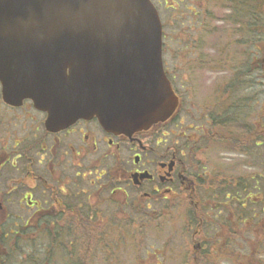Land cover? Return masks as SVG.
I'll return each instance as SVG.
<instances>
[{
    "label": "flooded vegetation",
    "instance_id": "obj_1",
    "mask_svg": "<svg viewBox=\"0 0 264 264\" xmlns=\"http://www.w3.org/2000/svg\"><path fill=\"white\" fill-rule=\"evenodd\" d=\"M150 1L157 9L159 3ZM181 2L169 9L177 13L175 6ZM242 46L238 52L242 60L232 77L251 82L255 42ZM185 54L169 62L163 58L178 100L175 113L166 123L130 137L106 131L96 118L51 131L45 127V113L29 101L19 107L3 103L0 89V170L9 164L12 174L9 196L0 205H19L6 222L15 257L3 264H193L194 250L203 253L209 248V244L193 245L203 230V219L190 217L191 210L198 212L202 205L199 198L205 183L198 155L215 129L254 119L255 105L252 98L247 113L241 100L232 98L241 85L233 82V92L226 94L221 80L204 100L201 113L187 110V114L188 102L180 90L195 96L199 82L204 88L211 86L206 81L215 70L207 65L214 63L218 75L224 66L221 54L204 59ZM245 62L249 73H240ZM236 86L239 89L234 91ZM18 192L17 199L10 196ZM178 209L189 215L177 216ZM255 219L223 220L216 245L234 255L232 264L241 263L245 251L241 242L244 247L255 245L251 242L256 237ZM194 221L200 223L195 232Z\"/></svg>",
    "mask_w": 264,
    "mask_h": 264
},
{
    "label": "water",
    "instance_id": "obj_2",
    "mask_svg": "<svg viewBox=\"0 0 264 264\" xmlns=\"http://www.w3.org/2000/svg\"><path fill=\"white\" fill-rule=\"evenodd\" d=\"M0 84L5 104L30 100L51 131L96 118L130 137L178 102L150 0H0Z\"/></svg>",
    "mask_w": 264,
    "mask_h": 264
},
{
    "label": "rangeland",
    "instance_id": "obj_3",
    "mask_svg": "<svg viewBox=\"0 0 264 264\" xmlns=\"http://www.w3.org/2000/svg\"><path fill=\"white\" fill-rule=\"evenodd\" d=\"M177 1L178 0H167L165 3L163 0H154L155 5L156 2L159 3V5L156 6L163 24V58L169 62L171 57L175 55L184 56L186 55L185 52H191V55L195 57L200 56L198 57L200 59H204L207 56L217 57L220 54L221 57H223V74L218 75L214 63L212 65H207L209 68L212 67L215 70L213 71V78L208 77L209 80L206 81L209 86L211 85L210 87H205V89L199 82V85L195 89L197 91L195 96L193 92L190 94L189 91L187 92L185 89L180 90L183 99L186 103L188 102L186 112L187 110H191V114L198 115L201 113V105L206 98H210L207 96H210L212 91L215 90L218 81L224 80L226 94L229 90L231 91L232 82L235 80L232 77L234 68H236V65H239L242 60L236 50V43L240 40L239 37L234 34L236 26L233 23L236 19V13L232 11L231 4L226 3L224 0H182L180 4L175 6L177 9V13H175L174 10L169 9V7L172 5L174 6V3ZM255 2L257 6H262L260 7L259 15H257L258 19H252L253 24H256V26L258 24L264 25V5L262 4L264 2L263 0H255ZM190 10L193 11V13L195 12L194 10H196V16H194ZM171 13L173 14V18ZM176 16H178L177 21L172 22ZM262 33H264V31ZM258 48L264 51V43H261ZM256 59L257 61L264 60V52L260 55L256 53ZM262 69H264V66ZM238 84L242 87L238 93H235V95L233 94L234 97L232 98L244 99L245 101L247 97L253 98L255 108L253 107L252 113L254 114V119L249 118L245 120L244 123L239 124V126H232L231 131L235 134L224 137V139L229 137L227 139L229 144L225 141L223 144L220 143V146L207 142V146H202L198 155L201 164L200 171L206 174L204 177V187L201 189L199 198L202 205L198 211L203 213V216L208 221V227L205 231L204 229L203 231L201 230V234L194 238L193 245L196 243L210 245L209 248H206V255L209 261L205 258L206 263L204 264L234 263V255L231 252L227 253L223 250L221 251L220 247L216 245L218 243V241H216L219 231L217 229L218 227H214V225L210 226L212 222H215L213 218L222 217V220L226 221L228 218H231L230 215H232L230 202L224 200L221 195H218L221 190L220 184H224L225 182L229 183V180L233 177L238 178L240 176H247L253 172L259 175L263 174L264 176V143L256 147L254 145L260 143L256 133H248L249 135L245 134L248 127L251 126V128L255 129V127L257 128L258 125L264 122V74L258 71L255 72L250 82V90L248 89L250 85L244 86V84H241L239 81ZM188 86L194 89L195 84L188 81ZM235 88L234 91L239 89L237 86ZM231 92H233V90ZM194 98H196L197 104L192 105ZM246 104L249 105V102H246ZM245 111L247 113L248 111L250 112L247 108H245ZM242 125L246 127L245 131L241 128ZM256 131L260 132V130ZM252 158H255L254 161L251 160ZM11 176L9 164L0 170V200H2L4 196H9L7 192L10 186ZM20 195L21 193L19 192L10 193L13 199H17ZM0 207V227L3 225L6 228L7 225L5 224H7L6 222H8L9 216L11 214L14 215V212L19 209V205H17V203H2ZM17 213H19V211ZM176 215L186 216L187 213L185 209H178ZM249 218L252 217H248V219ZM256 218L257 219L254 220L256 237L251 239V242L255 245L244 247V243L241 242V249L245 251H243L244 253L240 257V264H264V213ZM193 253L194 259H196L193 264H203L201 250L197 252L194 250Z\"/></svg>",
    "mask_w": 264,
    "mask_h": 264
},
{
    "label": "trees",
    "instance_id": "obj_4",
    "mask_svg": "<svg viewBox=\"0 0 264 264\" xmlns=\"http://www.w3.org/2000/svg\"><path fill=\"white\" fill-rule=\"evenodd\" d=\"M226 3L231 4L232 11L236 13V19L234 21V25L236 26V31L234 34L239 37V41L236 43V50L243 51V43H246L247 46H249V41L253 39L255 42L256 47V53L259 55L262 54V50H260L258 47H260L261 43H264V25L253 24L252 19H255L257 15L260 13V7L262 5L257 6L255 0H224ZM264 2V0H263ZM259 3V2H258ZM260 4V3H259ZM264 5V3H262ZM262 14V13H261ZM228 21V20H227ZM255 22V21H254ZM262 33V34H261ZM262 35V36H261ZM258 36V37H257ZM261 63V64H260ZM263 63V65H262ZM259 64V66H258ZM243 65V64H241ZM264 66V60L257 61L255 64V71L261 72V74H264V69H262ZM249 65L246 63L242 66V68L239 69L240 73L247 72L249 73ZM260 70V71H259ZM241 84L242 83H250V81H244L243 79H240ZM248 98V97H247ZM244 99L240 101V104L245 106L247 105L246 102H249V104H252V99L248 98L245 102ZM238 126V125H237ZM250 126V125H249ZM232 125L229 123H225V126L223 128L215 129L214 130V136L209 140V143L220 145V143H225V141L229 144V141L227 140L229 137L225 138V136H232L235 133L231 131ZM243 131L246 130V127L244 125L241 126ZM260 130V132H257L256 130ZM248 127L246 130V135L248 133L253 134L256 133L257 139L260 143H256L254 146H260L264 143V122L261 123V125H258L256 128ZM249 135V134H248ZM260 144V145H259ZM221 146V145H220ZM241 147V146H240ZM255 158H252L251 160L254 161ZM256 165V164H255ZM220 193L218 195H221V197L230 202V208L232 209V212L230 215L231 218L233 217H259L260 214L264 213V176L263 174L259 175L255 172L250 173V175L247 176H240V177H233L229 180V183L225 182L224 184H220ZM203 210V208L201 207ZM200 209V210H201ZM189 215V214H187ZM190 217L193 218H202V224L200 225L204 231L208 227V221L203 216V213L196 212L194 210H191ZM215 222H212L210 226L214 225V227H218L217 229L218 234L222 233V226L224 224L222 223V217L221 218H213ZM226 222V221H224ZM232 222H227L226 225H231ZM199 221H194L193 226L194 230L196 231V228L199 226ZM5 226L0 227V264L6 263V261H10L9 259L14 258L15 254L10 252V249H14V246L12 245V242L10 241L9 237V224H5ZM203 225V226H202ZM221 228V229H220ZM203 231V230H202ZM230 233H232V230L230 229ZM218 236L216 241H218ZM7 251V252H5ZM207 251H203L202 253V261L203 264L205 262V258L208 259V256L206 255ZM196 259H193V262H195ZM15 263V262H11Z\"/></svg>",
    "mask_w": 264,
    "mask_h": 264
}]
</instances>
